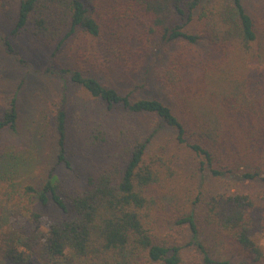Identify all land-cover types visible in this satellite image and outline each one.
<instances>
[{
    "label": "trees",
    "instance_id": "16d2710c",
    "mask_svg": "<svg viewBox=\"0 0 264 264\" xmlns=\"http://www.w3.org/2000/svg\"><path fill=\"white\" fill-rule=\"evenodd\" d=\"M202 1L19 2L12 42L29 34L56 43L57 52L78 34L89 38L77 55L97 77L90 70L57 74L66 87L69 73L70 83L99 104L87 143L114 153L72 190L55 168L36 187L28 181L34 164L0 155V264H264V8L252 15L245 0H215L199 11ZM9 7L0 0V12ZM10 39L4 49L17 55ZM150 61L158 63L156 80L170 91L177 114L101 80L138 74ZM17 102L18 90L0 104V144L5 134H17ZM57 103L56 161L71 169L66 94ZM118 116L155 126L130 134L111 127L107 117ZM48 129L46 123L43 135ZM163 130L191 153L197 187L188 186L179 156L156 144ZM207 181L213 184L204 189ZM233 182L261 186L257 193L231 192ZM51 213L58 219L43 225ZM18 220L29 233L11 229Z\"/></svg>",
    "mask_w": 264,
    "mask_h": 264
},
{
    "label": "rangeland",
    "instance_id": "374dc122",
    "mask_svg": "<svg viewBox=\"0 0 264 264\" xmlns=\"http://www.w3.org/2000/svg\"><path fill=\"white\" fill-rule=\"evenodd\" d=\"M9 3L7 12H0V104L18 90V128L16 135L5 134L0 144V155H16L18 159L12 163L27 162L34 164L31 173L32 183L37 182L36 187L45 181V175L51 168H55V174L59 182L66 188L80 189L85 178L93 173L96 165L110 160L114 149L105 147L91 148L87 143L89 124L100 115L99 104L91 99L79 86L69 81V73L63 75L68 80L64 85L57 74L60 70L82 71L97 77V71L90 68L89 63L79 58L77 53L86 49L89 38L78 34L75 39L64 44L63 48L55 51L56 43H37L29 34H23L18 40L11 41L9 33L13 30L17 7L21 0H5ZM215 0H203L199 11L207 9ZM252 15L261 13L264 8L262 0H245ZM4 39H10L17 55H9L4 49ZM163 55V54H161ZM83 68H82V67ZM159 70L157 62H147L138 74H121L108 76L101 74L102 82L113 87L118 92L126 94L134 92L140 97L158 99L170 106L177 114V108L170 91L156 80V72ZM62 94H66L68 140L65 156L70 162L71 169L66 165H57L56 144L52 135V118L57 109V101ZM180 116V115H179ZM112 123L111 127H125L130 134L141 135L155 126V122L143 117H107ZM48 125L47 135H43V129ZM129 134V135H130ZM43 144V148L36 149L35 143ZM158 146L166 147L175 152L180 159L188 186L197 187L201 182L196 172L195 161L189 151L183 146L177 145L172 139L170 130H163L156 138ZM156 148V147H155ZM14 157V156H13ZM39 159V162L34 159ZM232 182V181H231ZM208 181L203 185L207 187ZM213 184V183H211ZM211 184H209L211 186ZM209 185L207 189L209 188ZM261 186L258 182L253 184L233 182L229 188L231 192L236 189L257 193ZM3 184L0 185V197L4 192ZM47 213L48 211H44ZM58 219L56 214H46L42 217V224L47 225ZM27 230L31 227L20 220L14 221L11 229ZM264 244V242H262ZM35 264H45L36 259Z\"/></svg>",
    "mask_w": 264,
    "mask_h": 264
}]
</instances>
